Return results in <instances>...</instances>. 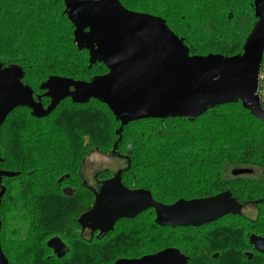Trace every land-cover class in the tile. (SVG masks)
Segmentation results:
<instances>
[{
    "label": "trees",
    "instance_id": "16d2710c",
    "mask_svg": "<svg viewBox=\"0 0 264 264\" xmlns=\"http://www.w3.org/2000/svg\"><path fill=\"white\" fill-rule=\"evenodd\" d=\"M119 3L128 11L164 20L190 56L240 54L256 21L252 0ZM63 9V0H0V65L20 69L22 83L36 92L48 78L87 82L107 73L101 64L89 67L88 52L73 44L74 27ZM119 126L108 108L95 100L79 105L66 99L42 119L23 108L6 117L0 127V169L17 174L24 184L22 192L15 193L18 203L9 190L1 199L0 234L8 241L14 237L6 236L8 216L32 223L29 236L13 238L18 247L5 254L9 264H114L168 248L187 257V264H228L223 252L244 260L247 234L264 237V217L252 227L217 226L222 220H241L230 216L201 227L172 229L156 225L153 210H148L134 219L119 220L112 231L86 241L76 225L83 209L71 211L61 204L57 209L46 208L51 201L47 186L42 185L44 174H73L97 151L111 149L115 156L125 157L127 166L117 173L121 183L128 189L150 192L164 205L218 195L225 189L224 175L232 167L252 165L264 170V124L240 102L209 109L196 119L132 122L122 128L120 137L116 135ZM97 175L110 174L103 170ZM27 194L31 209L26 208ZM48 234L64 241L69 250L65 258L50 260L43 239ZM253 255L258 260L252 264H264V254Z\"/></svg>",
    "mask_w": 264,
    "mask_h": 264
},
{
    "label": "water",
    "instance_id": "95a60500",
    "mask_svg": "<svg viewBox=\"0 0 264 264\" xmlns=\"http://www.w3.org/2000/svg\"><path fill=\"white\" fill-rule=\"evenodd\" d=\"M64 6V14L74 27L73 44L88 52L89 67L101 63L107 73L87 82L49 78L41 87L50 99L43 109L34 103L31 89L22 83L21 70L3 69L0 65V127L16 108H28L34 117L44 118L65 99L79 105L91 100L105 105L120 123L116 131L119 137L122 128L132 122L196 119L209 109L237 102L264 124L256 94L264 53V0H254L256 21L242 52L232 57L190 56L183 41L169 30L164 20L128 11L119 0H64ZM16 175L0 171V181L2 177ZM2 194L3 191L0 197ZM148 210H153L156 225L176 229L201 227L227 215L236 216L241 208L226 193L164 205L156 202L148 191L126 188L117 175L100 186L93 207L80 216L78 223L83 229L107 234L117 221L134 219ZM249 242L264 254L263 238L252 235ZM47 247L57 258L64 255L60 253L64 244L59 238L50 239ZM187 263L188 258L174 248L114 262ZM0 264H7L1 248Z\"/></svg>",
    "mask_w": 264,
    "mask_h": 264
},
{
    "label": "flooded vegetation",
    "instance_id": "af4514ba",
    "mask_svg": "<svg viewBox=\"0 0 264 264\" xmlns=\"http://www.w3.org/2000/svg\"><path fill=\"white\" fill-rule=\"evenodd\" d=\"M253 3H254V0H252V6H253ZM63 4H64V0H63ZM64 8H65V6H64ZM253 9H254V7H253ZM73 31H74V28H73ZM98 64H101V63H98ZM53 78H55V77H53ZM56 78H60V77H56ZM41 87L39 86V89L41 90L40 92H36L31 87H29V88L32 91V98H33L34 103L39 104L42 106L43 109H46L48 107V105L50 104V99L46 96L47 91L45 89H42ZM70 90H71V88H70ZM19 108H23V109L28 110L29 114L32 117H34L31 114L30 109L24 108V107H19ZM19 108H16L13 111H15ZM34 118L35 119H42V118H36V117H34ZM88 157L84 160V164L81 167H79L77 169V171L73 172V174L62 173L58 176H55V173H53V177L49 172H46L44 174L45 181L42 185L47 186V189L50 192V193H48V195H50V201H51V206H46V208L57 209V208H60V204H61L63 206L62 208H65L68 210L72 209L71 211H79V210L83 209L84 212L82 214L90 211L91 208L93 207V204L95 202V198H96V195L98 193L100 186L105 181L110 180L113 177L117 176V173H119V171H121V170H124L127 166V162H126L125 157L115 156L113 158L114 159L113 165L111 164L110 167L103 169V170L108 171L110 175H102L100 178L97 175V173H99L100 171H103V170H100V171L92 174V176H91V173L88 174L86 172V169H85V167L88 163V159H89ZM84 165H85V167H84ZM244 170L245 171L247 170L246 173L245 172L241 173ZM0 171H6V170L0 169ZM235 171L237 172V174H233V172H235ZM28 181H29V179H26L25 182L27 183ZM21 183L23 185L24 181H22L21 179L18 180L17 175L15 177H10V178L2 177L1 181H0V193L3 191V194L0 197V204L2 201L1 199H4L5 193L8 190L10 191V194L14 197L13 198L14 202L18 203L16 201V194L15 193L18 190H19V192H22ZM29 183L30 182H28V184ZM222 184H225L224 185L225 189H222V191L218 192L217 194L226 193L230 197V199L235 200L239 204L241 210H240V214L236 215V216L241 217V220L245 221L248 224V226H250V227H252V224L259 225L261 223L260 222L261 218L264 217V170H261L258 167H255L252 165L249 167L244 166V165H238L236 167H232V168L227 170V172L224 175V180H223ZM54 196H57L58 198L54 199L53 198ZM30 199H31V197H28V194H27L26 208L30 207V209H31V207L33 205H31L32 202ZM12 202H13V200H12ZM6 203H7V201H6ZM6 203H5V206H6ZM80 205H84V206L81 207ZM80 216L76 219V225L79 228L80 236L86 241H90L91 239L98 238V236L100 235L98 231L95 232V231H92L88 228L83 229L79 225L78 220H79ZM230 216H232V215L224 216L221 219H223L225 217H230ZM214 222H216V221H214ZM251 236H252V233H248L247 238H248V245L249 246H247L248 250L244 252V256L248 260L252 259V256L255 252L259 253L252 246V244H250V242H249V238ZM258 237L264 239L263 236H258ZM13 238L10 239V241H8L7 238L2 237L0 234V248H1V251L4 255V257L7 260V264H9V262H8L6 255H8L9 253L10 254L13 253L16 250L15 248L18 247V244L16 242L15 243L12 242ZM52 238H59V237L54 236ZM14 239H16V238H14ZM60 241L64 244V249L61 250V252H60V253H64V255L61 258H57L56 254L53 252V250H51L47 247V242H46V248L51 252V254H50L51 256L49 257L50 260H58L59 261V260L65 258L67 256V254L69 253V250H68L67 246L65 245L64 241H62L61 239H60ZM3 250H4V252H3Z\"/></svg>",
    "mask_w": 264,
    "mask_h": 264
},
{
    "label": "rangeland",
    "instance_id": "374dc122",
    "mask_svg": "<svg viewBox=\"0 0 264 264\" xmlns=\"http://www.w3.org/2000/svg\"><path fill=\"white\" fill-rule=\"evenodd\" d=\"M232 111V110H230ZM3 142H1L2 144ZM109 149L107 152H103V151H97L94 153H91L89 155V159H88V163L85 167L86 172L89 174H92L103 170L104 168H108L110 167V165L114 163V157L115 155L113 153H110ZM119 156V155H116ZM19 213V212H18ZM20 214V213H19ZM29 220L27 219H23L20 218V216H15V219H10V217L8 216V218L4 221L5 224V230L7 235L9 236L10 234H12L14 237H19L17 239H21L23 237H27L30 235L31 229H32V223H28ZM228 225L231 227H237V228H242V227H248V224L245 221H242L240 219H226V220H222L219 221V223H217V226L219 225ZM234 228V229H235ZM248 235V234H247ZM53 237V234H48V235H44L43 239L47 242L48 240H50ZM248 240V238H247ZM169 249V248H168ZM248 249L245 248V250L242 252L243 255V259H239L236 255L235 256H226L223 252V259L224 261H226L228 264H252V261H256L258 259H255L256 257H252L251 260L247 261V259L244 256V252L247 251ZM19 254V251L16 253ZM214 255L216 253H213ZM46 255H49L48 253ZM258 264V263H257Z\"/></svg>",
    "mask_w": 264,
    "mask_h": 264
},
{
    "label": "built area",
    "instance_id": "2783aa9c",
    "mask_svg": "<svg viewBox=\"0 0 264 264\" xmlns=\"http://www.w3.org/2000/svg\"><path fill=\"white\" fill-rule=\"evenodd\" d=\"M257 96L261 109L264 113V62L261 63L258 71V86H257Z\"/></svg>",
    "mask_w": 264,
    "mask_h": 264
}]
</instances>
